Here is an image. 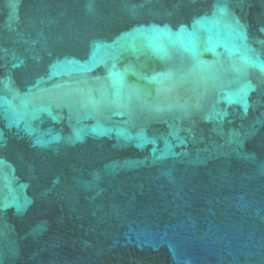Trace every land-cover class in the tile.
<instances>
[{"label":"water","instance_id":"1","mask_svg":"<svg viewBox=\"0 0 264 264\" xmlns=\"http://www.w3.org/2000/svg\"><path fill=\"white\" fill-rule=\"evenodd\" d=\"M0 264H264V0H0Z\"/></svg>","mask_w":264,"mask_h":264}]
</instances>
